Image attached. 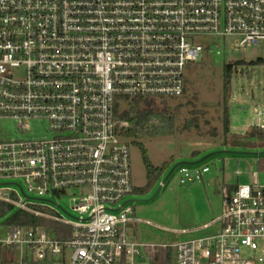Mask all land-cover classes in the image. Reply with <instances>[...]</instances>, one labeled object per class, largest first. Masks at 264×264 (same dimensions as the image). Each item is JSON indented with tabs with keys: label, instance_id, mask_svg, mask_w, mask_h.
<instances>
[{
	"label": "built area",
	"instance_id": "obj_1",
	"mask_svg": "<svg viewBox=\"0 0 264 264\" xmlns=\"http://www.w3.org/2000/svg\"><path fill=\"white\" fill-rule=\"evenodd\" d=\"M200 37L229 39L235 51L257 47L264 0H0V120L26 134L47 125L42 137L0 142V203L13 208L0 220V264H135L148 249L163 259L175 250L177 264H264L258 173L223 189L222 215L204 226L219 224L218 233L167 247L129 232L140 223L126 202L135 187L121 130L131 125L116 105L183 97ZM252 127L264 131L263 111ZM209 172L182 165L180 182ZM81 188L89 193L72 199L66 218L28 206ZM20 194L24 201L13 199ZM18 212L40 223L9 225Z\"/></svg>",
	"mask_w": 264,
	"mask_h": 264
},
{
	"label": "rangeland",
	"instance_id": "obj_2",
	"mask_svg": "<svg viewBox=\"0 0 264 264\" xmlns=\"http://www.w3.org/2000/svg\"><path fill=\"white\" fill-rule=\"evenodd\" d=\"M196 42L204 51L198 62L187 67L183 97L166 99L174 123L163 129L165 125L153 120L151 126L160 130L159 136L126 139L135 188H143L148 183L141 147L147 151L154 167L172 163L149 194H134L126 199V202L131 201L132 217L140 221L129 225L132 239L148 246L172 247L218 233L219 224L208 230H204V226L222 215L223 189L252 184L254 173L259 174L264 184V147L251 148L245 144L235 147L233 144L237 136L243 137L253 128L257 112H264V67L249 64L264 58V41L257 47L239 51L233 49L229 39L200 37ZM228 65L233 67L230 75L225 71ZM227 76H230V85L226 89ZM163 101L155 100L154 107L162 109ZM129 102H119V112L127 110ZM225 108L231 117L229 135L224 133ZM45 127L47 125H34L32 132L26 134L15 121L1 119L0 142L39 138L45 135ZM182 165L208 167L210 172L200 183L182 185L179 173ZM87 193L88 189L81 188L55 194L50 199L55 205L27 202L33 204H28L29 207L48 216L66 218L72 213V199ZM13 199L24 201L22 194L13 195ZM162 254L159 250H145L135 264H164ZM169 264H177L175 250H172Z\"/></svg>",
	"mask_w": 264,
	"mask_h": 264
},
{
	"label": "trees",
	"instance_id": "obj_3",
	"mask_svg": "<svg viewBox=\"0 0 264 264\" xmlns=\"http://www.w3.org/2000/svg\"><path fill=\"white\" fill-rule=\"evenodd\" d=\"M237 64H244V62H237ZM252 66L264 67V58H259L254 62L249 63ZM232 65L226 66V73L230 75ZM225 81V88L230 85V76H227ZM185 93V90H184ZM175 100V99H171ZM129 102V108L123 112H119V107L116 105V117L121 122L131 123L133 128H125L121 130V136L124 139H133L138 136H159L160 130L151 126L153 120H158L164 126L174 123V117L169 112L167 105L168 100H164V107L162 109H156L154 107L155 100H145L142 98H135L132 100L126 99ZM162 130V129H161ZM224 133L229 135L231 133V117L227 108L224 113ZM235 147H241L242 145L250 146L251 148H263L264 147V131L258 128H252L247 135L243 137L237 136L234 141ZM142 148V155L145 167L147 169L148 183L143 188H134V194L145 196L149 194L165 173L170 169L172 163L166 162L160 167H154L149 159L147 151ZM234 189V188H231ZM13 211L11 206L0 203V220ZM39 220L33 218V216L25 213H15L8 221L9 225H37ZM172 256V249H169L165 256L164 264H169L170 257Z\"/></svg>",
	"mask_w": 264,
	"mask_h": 264
},
{
	"label": "water",
	"instance_id": "obj_4",
	"mask_svg": "<svg viewBox=\"0 0 264 264\" xmlns=\"http://www.w3.org/2000/svg\"><path fill=\"white\" fill-rule=\"evenodd\" d=\"M178 167H179V165H178V166H176V167H174L172 171L176 170Z\"/></svg>",
	"mask_w": 264,
	"mask_h": 264
}]
</instances>
